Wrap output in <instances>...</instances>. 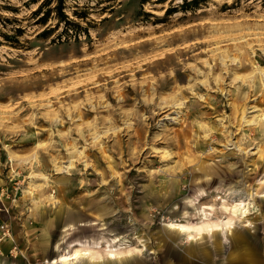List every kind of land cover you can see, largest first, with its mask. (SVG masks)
<instances>
[{
	"label": "rangeland",
	"instance_id": "rangeland-1",
	"mask_svg": "<svg viewBox=\"0 0 264 264\" xmlns=\"http://www.w3.org/2000/svg\"><path fill=\"white\" fill-rule=\"evenodd\" d=\"M56 4L0 0V258L49 262L72 222L69 239L118 238L122 261L105 243L96 264H224L244 245L264 264V0ZM240 197L259 210L223 240L240 248L168 227Z\"/></svg>",
	"mask_w": 264,
	"mask_h": 264
},
{
	"label": "bare ground",
	"instance_id": "bare-ground-1",
	"mask_svg": "<svg viewBox=\"0 0 264 264\" xmlns=\"http://www.w3.org/2000/svg\"><path fill=\"white\" fill-rule=\"evenodd\" d=\"M224 61L225 60L222 59L223 63H224ZM231 61L236 62L237 59L234 58ZM238 63L239 62L237 61V64ZM181 104L182 103H180V104L177 103L173 107H181ZM245 112L246 111L243 110L242 115ZM245 123H247L248 125L254 124V122L251 120L245 121ZM99 137L100 136H97L95 138V140L97 138L99 140ZM80 154L82 155L81 152H80ZM168 157H169V155H168ZM72 168H74L73 161H71L68 165L58 167V169H61V170H70ZM259 197L264 198V192ZM222 208L230 214H229V217H226L222 220H219L218 223H209V224L207 223V224H203L200 226L198 225L195 227L180 225V224L175 225L174 223H172V224L168 225V227H170L173 230H177L181 234H187V240L189 242H196V241H200V240L204 239L206 232H208L210 235H213L214 232L231 233L236 228L237 222L245 224V226L250 225V223L248 224V221H247L248 214L252 210L256 211V212L259 211L258 207L256 205V202L254 201L253 198H248V199L245 198L244 199L241 197L237 198L235 200H232V205L230 207L224 205ZM79 245L84 246L82 243H80ZM96 246L99 247V244H97ZM68 248H70V249H68L67 253L59 254L55 259H53L49 262L46 261V264H78V263H83V262L94 263V261H95L94 251H92L90 249L82 250L81 248H79V246H75L74 244H70L68 246ZM133 254H134V252H133ZM117 257H118L119 261H122V259L119 256H117Z\"/></svg>",
	"mask_w": 264,
	"mask_h": 264
},
{
	"label": "crops",
	"instance_id": "crops-1",
	"mask_svg": "<svg viewBox=\"0 0 264 264\" xmlns=\"http://www.w3.org/2000/svg\"><path fill=\"white\" fill-rule=\"evenodd\" d=\"M35 200H37V198ZM95 203H96V205H95L96 206V210L100 213L99 215H106L107 213H109L112 210L111 207L108 206L107 201L102 202V200L97 199V202H95ZM59 210L60 209L57 208V211H59ZM97 222H98V219H92V220H87V221L80 222L77 225L78 226H80V225H82V226H90V225L91 226L92 225L97 226ZM96 229H100V228H96ZM236 229H237V227L231 233L214 232L215 234H213V235H210L208 232H206L205 233V238H208V240L210 241V238L214 239L216 236H218V237H220V244L217 247L218 248L219 247L220 248L224 247L226 249L227 248L226 246H228V249H230V251H231L232 247H236V246H238V244L237 245H229V244L225 243L223 240L229 241V237L230 236L234 239V238H237V237L239 238L240 236L244 235V234H242L241 231L236 230ZM75 230H76V224H74L72 222H68V223L64 224L61 227L59 236L51 243L53 255L55 254V252H59V254H60L61 248H60V245L58 243L62 242V244H66V245H64V246H66V248H68V246L70 244H74L75 246H79V248H81L82 250L90 249V250L94 251V253H95V261H94V263H90V262H87V263L96 264L98 256H99V253H98L99 250L96 251L97 248H99V247L96 246V245L97 244L104 245L105 243L106 244L108 243L107 247H109V251H107V253L110 254L108 256V260L109 261H113V262H116L115 261L116 259L118 260L117 255H115L117 253V247L115 245H116V241H117L118 238L112 239V240H109V239L107 240L106 238H102V240H100L101 238L100 239H95V238H82L81 239L80 237H79L80 239L78 237H75L73 239H69L70 235ZM182 236L187 238V234H182ZM203 240H200V241H203ZM200 241H196V242H189L188 241V242L193 244V243H197V242H200ZM80 243H82L84 246H80L79 245ZM208 246H210V245L209 244H207L206 246H195L194 245V246H191V251L200 252L202 255H205V254H207V250L208 249H206V247H208ZM210 247L212 249H214V246H210ZM241 248H242L241 251L246 253V254H242V255L241 254H233L231 256V258L224 260V264H225V262L226 263L227 262L228 263L229 262L230 263L237 262V261H239L241 259H243V260L245 259L246 263H248V264H260V260H257V259H255V256L248 254L250 251H254V250L251 249L250 246H245L244 245V246H241ZM1 262H3V263H1ZM84 263H86V262L78 263V264H84ZM0 264H13V263L8 262L6 259L0 258Z\"/></svg>",
	"mask_w": 264,
	"mask_h": 264
},
{
	"label": "trees",
	"instance_id": "trees-1",
	"mask_svg": "<svg viewBox=\"0 0 264 264\" xmlns=\"http://www.w3.org/2000/svg\"><path fill=\"white\" fill-rule=\"evenodd\" d=\"M63 1L64 0H57V4L55 5V7L54 8H56V10H57V12H58V16H59V18H61V19H64V18H66V15L64 14V12L62 11V6H63ZM40 10V7L35 11V13L36 12H38ZM5 21H7V19H4ZM3 25H6V23H2Z\"/></svg>",
	"mask_w": 264,
	"mask_h": 264
},
{
	"label": "built area",
	"instance_id": "built-area-1",
	"mask_svg": "<svg viewBox=\"0 0 264 264\" xmlns=\"http://www.w3.org/2000/svg\"><path fill=\"white\" fill-rule=\"evenodd\" d=\"M1 229H2V234L3 235H7L9 233L8 227H5L4 225H2ZM3 238L4 237H1L0 239H3ZM13 251H17V247L16 246L13 247ZM43 264H46V261H44Z\"/></svg>",
	"mask_w": 264,
	"mask_h": 264
}]
</instances>
